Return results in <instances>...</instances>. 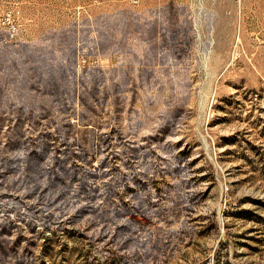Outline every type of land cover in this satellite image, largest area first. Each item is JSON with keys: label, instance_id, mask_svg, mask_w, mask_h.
<instances>
[{"label": "rangeland", "instance_id": "rangeland-1", "mask_svg": "<svg viewBox=\"0 0 264 264\" xmlns=\"http://www.w3.org/2000/svg\"><path fill=\"white\" fill-rule=\"evenodd\" d=\"M0 264H264V0H0Z\"/></svg>", "mask_w": 264, "mask_h": 264}, {"label": "built area", "instance_id": "built-area-1", "mask_svg": "<svg viewBox=\"0 0 264 264\" xmlns=\"http://www.w3.org/2000/svg\"><path fill=\"white\" fill-rule=\"evenodd\" d=\"M135 2H137L138 0H134Z\"/></svg>", "mask_w": 264, "mask_h": 264}]
</instances>
